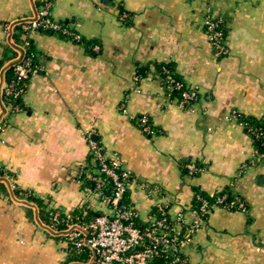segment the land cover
I'll use <instances>...</instances> for the list:
<instances>
[{
	"label": "crops",
	"instance_id": "obj_1",
	"mask_svg": "<svg viewBox=\"0 0 264 264\" xmlns=\"http://www.w3.org/2000/svg\"><path fill=\"white\" fill-rule=\"evenodd\" d=\"M37 10L36 0H0V113L3 71L20 54L14 26ZM51 13L99 40L100 49L92 54L84 44L31 34L43 71L25 94L30 111L9 114L5 107L1 120L8 127L0 132V183L7 186L0 190V264L74 263L66 234L39 223L35 204L14 189L49 199L59 213L84 207L78 179L91 131L131 169L130 196L142 220L156 204L143 183L159 185L169 215L183 212L188 222L196 188L212 194L230 186L246 200V212L212 211L185 249L190 264H264V163L244 167L255 147L232 117L264 115V0H55ZM208 15L226 21V57L218 58L209 42ZM10 48L17 56L1 68ZM156 62L175 63L199 99L189 107L172 100ZM140 65L149 69L137 81ZM138 115L162 132L144 133L133 119ZM189 160L205 165L198 176L185 173Z\"/></svg>",
	"mask_w": 264,
	"mask_h": 264
},
{
	"label": "built area",
	"instance_id": "obj_2",
	"mask_svg": "<svg viewBox=\"0 0 264 264\" xmlns=\"http://www.w3.org/2000/svg\"><path fill=\"white\" fill-rule=\"evenodd\" d=\"M39 1L41 5L35 17L28 20L30 24L25 28L32 32L41 27L59 29L60 26L51 13L53 3L50 0ZM226 28V21L222 16L208 15L204 20V30L218 58L226 57L230 53ZM23 38L25 42L19 48L25 52L28 41L26 36ZM94 48L100 49L99 46ZM20 62L16 69L21 77H26L29 73L34 76L43 71L42 64L32 68L30 61L25 64ZM169 79L171 84L175 82L170 76ZM176 86L180 88L182 85L176 83ZM190 90L189 93H183V100L180 102L182 106H191L199 99V90L195 87H190ZM236 113L232 117L237 118ZM3 121L0 122V132L8 127L7 121ZM148 121L147 115L141 116V129L146 134H153ZM87 140L89 161L81 166L78 181L83 187V214H87L86 209L98 214L90 221H81L80 218L75 220L72 213H64L67 220L61 228L60 213L56 212L50 225L53 231L67 232L68 253L72 247L79 252L88 251L87 262L73 264H190L185 249L193 243L197 232L207 221L203 215H210L220 206L204 201L199 209H191L193 221L188 222L183 212L172 218L169 215V204L162 196V188L159 185L143 183V188L156 204L147 219L142 220L130 196L135 182L131 169L119 154L109 153L95 139L93 131L87 134ZM261 163H264V153H257L255 150V154L244 167ZM187 168L189 175L194 176L198 172L194 162L187 164ZM218 202H222V199ZM237 203V211L248 210L245 200L239 199ZM231 205H235L234 202Z\"/></svg>",
	"mask_w": 264,
	"mask_h": 264
},
{
	"label": "trees",
	"instance_id": "obj_3",
	"mask_svg": "<svg viewBox=\"0 0 264 264\" xmlns=\"http://www.w3.org/2000/svg\"><path fill=\"white\" fill-rule=\"evenodd\" d=\"M52 3L55 0H50ZM37 8L41 5L39 0H36ZM125 11L122 8V12ZM131 14H129L130 16ZM55 20V19H54ZM57 24L60 26L59 29H43L42 27L36 30L35 32H39L42 34H50L56 35L65 40H71L76 43L84 44L87 47V50L94 54L95 50L94 47L100 44L99 40H88L83 37L77 30L71 27V24L65 21H57ZM30 22L28 20H22L14 26L15 32L13 33V38L18 44H23L25 42L24 36L28 41L26 45V49L24 52V56L21 60V64H25L30 61L31 67H35L38 64H41L40 57H39V50L35 45L34 41L32 40L31 34L33 33L30 29H26L25 26L29 25ZM227 31V28H226ZM77 36H80V39H77ZM18 51L14 48H10L5 52V55L1 61V68L7 65L15 56H17ZM154 66L159 72V75L162 79V84L167 91L168 95L172 100H176L179 103L183 100V93L184 92H191L190 85L185 81V79L177 72L176 64L169 62H156ZM17 63L10 65L4 73V85H3V93L2 99L7 111L10 113H14L17 111H30V107L25 102V94L28 90L29 83L31 81L32 73H29L26 77H21L16 69ZM149 66H138L136 72V79L137 81L141 80L145 75H147V71ZM169 76L172 77L175 82L173 84L170 83ZM176 83H180L182 86L177 88ZM200 94H198V98ZM190 105L185 104L184 107H189ZM8 108H10L8 110ZM237 119L238 121L244 125L246 132L251 136L253 140V144L257 153H264V115L260 118L254 117L252 115H246L244 113L237 112ZM142 115H138L134 117L135 123L141 128L140 118ZM5 121V120H4ZM3 121V122H4ZM148 125L151 127L153 134H148L152 136L154 134H160L162 130L155 126L150 118L148 121ZM190 162H194L195 166L198 168V172L194 174V176H198L201 171L205 168V165L198 162L189 160L183 164L185 173H189L187 168V164ZM2 172L0 171V175ZM0 190L7 191V186L4 183H0ZM14 193L18 197L26 198L29 202L35 204L38 209L39 218L46 224L52 223V216L57 212V210L49 207L50 200L46 198H42L34 194L32 191H25L18 187H15ZM219 199H222V202H218ZM239 199L245 200L242 195H240L237 191L233 189V187L227 186L222 190L216 191L212 194L207 193L206 191L196 188L195 189V196L193 199V207L199 209L204 201H207L208 204L212 205L216 203L220 207L227 208L231 211H237V201ZM246 201V200H245ZM234 202L235 205H231ZM248 209L249 205L247 203ZM85 208H78L76 209L72 215L74 219L80 218L81 221H90L94 218L98 213L92 212L89 209L87 214L84 215ZM28 215L29 217H34V210L32 208H28ZM206 220L209 219L208 214L203 215ZM61 223L60 227H64L65 222L67 220L64 213L60 212ZM75 219V220H76ZM88 251L79 252L75 248H71L70 252L68 253V261L69 262H87L88 261Z\"/></svg>",
	"mask_w": 264,
	"mask_h": 264
},
{
	"label": "water",
	"instance_id": "obj_4",
	"mask_svg": "<svg viewBox=\"0 0 264 264\" xmlns=\"http://www.w3.org/2000/svg\"><path fill=\"white\" fill-rule=\"evenodd\" d=\"M26 20H29V19H26ZM18 49H19V51L21 52V56H20L18 59L12 61L8 66H6L5 69H4V71H3V73L5 72V70H6L10 65L16 64V63H18V62H20V61L22 60V58H23V56H24V51H23V49H21V48H18ZM5 113H6V108H5L4 104L1 103L0 122H1L2 118L5 116ZM185 160H186V159H182L181 161H185ZM32 207H35V206L33 205ZM36 218H37V221H38L39 223H41V221L39 220L38 211H36ZM45 228H47L49 231H51L52 233H54V234H56V235L67 234V232H53V230L50 229L49 227H45Z\"/></svg>",
	"mask_w": 264,
	"mask_h": 264
}]
</instances>
